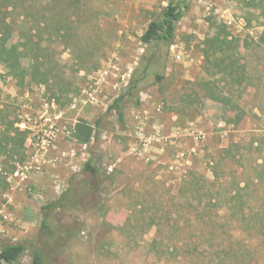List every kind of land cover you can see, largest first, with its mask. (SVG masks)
I'll return each instance as SVG.
<instances>
[{
    "label": "rangeland",
    "instance_id": "rangeland-1",
    "mask_svg": "<svg viewBox=\"0 0 264 264\" xmlns=\"http://www.w3.org/2000/svg\"><path fill=\"white\" fill-rule=\"evenodd\" d=\"M49 1L40 38L51 49L53 74L19 86L0 64V108L30 130L27 157L0 194V248L34 243L45 264H196L174 245L199 240L200 264L262 262V236L225 209L199 217L190 182L195 174L207 187L216 179L227 197L248 182L246 217L262 209L264 184L254 175L264 163V49L256 42L264 0H190L174 43L159 48L140 36L169 0ZM220 26L250 44L241 45L240 62L254 84L239 97L245 114L237 124L235 111L199 87L208 77L206 41ZM137 80L121 103L122 120L109 105ZM79 118L96 127L89 144L72 136ZM141 127L144 137L153 136L146 148ZM89 159L99 169L93 177L83 169ZM22 261L30 264L29 250Z\"/></svg>",
    "mask_w": 264,
    "mask_h": 264
},
{
    "label": "trees",
    "instance_id": "trees-1",
    "mask_svg": "<svg viewBox=\"0 0 264 264\" xmlns=\"http://www.w3.org/2000/svg\"><path fill=\"white\" fill-rule=\"evenodd\" d=\"M0 0V64L6 70L8 76L15 79L19 86L29 85L33 80L53 74V68L50 66V47L41 42L40 30L47 29L49 22L50 4L49 0ZM62 2V0H61ZM60 2V3H61ZM190 7V0H169L167 5L161 8L157 17L151 19L140 36V40L145 45H154L155 47H170L176 38V29L178 23L185 16ZM19 8L21 10L19 17L12 13ZM60 31L63 24L59 19ZM36 38H39L36 40ZM241 39L233 36L225 26H220L207 39L204 47L205 72L208 77L204 78L200 84V90L204 97L219 103L224 108L235 111L232 121L240 123L243 120L245 111L239 102L243 92L254 82L247 73L246 65L240 62V47L244 45L249 47L245 38L240 44ZM257 45L264 49V23L263 30L256 40ZM262 77V76H261ZM163 75H157V81H161ZM138 86V80L133 81L127 91L117 96L109 105V109L115 110L119 117L124 119V110L122 101L130 94L131 90ZM237 89V90H236ZM238 91L235 97L234 93ZM137 103L139 101L137 100ZM12 110L8 107L0 108V194L6 192L9 187L7 179L8 173L17 170L18 164H22L26 159V141L29 138L30 130L22 128L18 118H11ZM99 123V120L98 122ZM96 135V127L85 118H79L72 128L73 138L82 144H89ZM263 172L257 173L254 177L256 184H264V163L259 164ZM84 171L88 176L98 175L99 169L94 166L91 160L84 164ZM207 180H201L197 174L193 175L190 182L191 187L196 186L197 192H191L197 200V215L212 218L222 209L227 210L231 220L242 219L247 221L250 226L245 228L247 231L257 236H262L264 241V203L262 209L257 212H248L246 217L245 208L249 205L246 192L248 182L244 186L237 183L235 192H230L226 196L222 192L223 183L210 181L207 187ZM68 189L62 194L60 200L65 194L71 192ZM188 196V195H187ZM57 202H50L46 207L56 206ZM204 219V218H203ZM257 223H253V222ZM215 231V225H212ZM43 230L49 231V225L46 219L42 222ZM175 248L185 250L194 259V263H201L204 259V249L201 248V242L195 240L192 242L180 241L174 245ZM226 253L235 252L230 247H222ZM29 250L30 264H45L44 250L34 243L30 245L25 242H16L5 244L0 248V264H24L22 257ZM207 253L211 251L207 248ZM234 251V252H233ZM236 259V262H239ZM203 262V261H202ZM217 263L220 264V261ZM244 262H242L243 264ZM246 264H264L258 259H250Z\"/></svg>",
    "mask_w": 264,
    "mask_h": 264
},
{
    "label": "built area",
    "instance_id": "built-area-1",
    "mask_svg": "<svg viewBox=\"0 0 264 264\" xmlns=\"http://www.w3.org/2000/svg\"><path fill=\"white\" fill-rule=\"evenodd\" d=\"M140 132H141V140L143 141L142 142V145H143V147H147V146H149V144H150V140H151V138L153 137V136H150V137H144V134H143V127H141L140 128V130H139ZM162 133H160V135H161ZM50 135V134H49ZM157 136H159V134H156V136H155V138L157 137ZM140 150V149H139ZM137 152H138V150H136ZM139 153H140V151H139ZM109 170L110 171H112V167H109ZM15 175H18V172L16 171V173H15Z\"/></svg>",
    "mask_w": 264,
    "mask_h": 264
},
{
    "label": "crops",
    "instance_id": "crops-1",
    "mask_svg": "<svg viewBox=\"0 0 264 264\" xmlns=\"http://www.w3.org/2000/svg\"><path fill=\"white\" fill-rule=\"evenodd\" d=\"M162 133H163V135L166 134L165 131H164V128H162ZM35 161H36V160H35ZM20 189L23 190V187H20Z\"/></svg>",
    "mask_w": 264,
    "mask_h": 264
}]
</instances>
